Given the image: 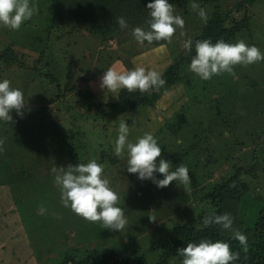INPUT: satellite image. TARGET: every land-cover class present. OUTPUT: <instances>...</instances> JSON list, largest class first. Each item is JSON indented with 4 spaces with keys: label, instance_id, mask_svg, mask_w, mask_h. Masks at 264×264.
Here are the masks:
<instances>
[{
    "label": "rangeland",
    "instance_id": "374dc122",
    "mask_svg": "<svg viewBox=\"0 0 264 264\" xmlns=\"http://www.w3.org/2000/svg\"><path fill=\"white\" fill-rule=\"evenodd\" d=\"M140 1L142 0H124L125 11H136L137 4L139 7H145L139 4L142 3ZM30 2L37 4L36 0ZM193 2L194 0H169L175 8V14L185 21L184 29H177L171 43H138L132 34L133 29H130L134 24L127 15L125 18L127 17L128 27L125 30L113 31V36L104 38L105 40L101 39L96 27L91 31L81 28L79 21L82 19L77 17L75 20L69 19L68 23L72 25L70 28L66 24L67 20L61 17L66 26L56 33L48 34L44 23L43 27L36 24L38 20L44 22L55 11V0H45L37 4L42 7L41 10L38 9L39 15L33 16L32 21H26L19 30L14 31L0 25V50L13 44L26 52L25 58L22 59L29 66L33 65L24 75L19 67L6 69L0 60V81L8 79L13 88L23 91L26 104L24 114L31 111L40 112L38 120L20 123L21 125L14 121H0V140L3 141L0 166L12 161L18 163L10 187L0 186V236L3 235V242L8 248H13L11 252H3L0 255L3 259L0 264H55L62 261L66 252L82 256L92 248L100 252L113 249L118 257L127 258L124 243L130 242V236L132 241H135L134 236L136 237L140 249L147 255V260L155 261L158 258V250L154 248V241L163 238V234H159L157 230L162 229L165 233L175 223H193L196 214L193 204L197 211L202 210L207 204L206 191L234 173L236 168L231 165L235 162L232 159L233 153L229 161L221 154L219 164L214 166L215 149L213 142H210L208 149L212 156H209L206 150L197 153L201 154L197 174L201 175L202 182L198 181L196 191L190 188V191L178 190L176 194L171 195L165 189L158 188L151 180L141 181L137 174L128 173L127 154L124 159L109 158L108 154L114 153L118 135L112 131L118 130L120 121L114 122L116 118L108 121L113 129L109 131V126L106 128L85 106L76 107L74 115L65 111L64 107L75 99L76 89H82L83 92L93 91L96 100H116L111 93H108L105 100V93L99 87L100 77L109 67L131 70L136 66L132 62L133 58H137L140 66L162 73L180 54L186 53L191 57L193 50L187 52L183 47L184 41L193 40L194 36L202 32V26L199 25L203 23L191 9ZM195 2L197 3L196 0ZM212 3L218 6L225 17H229L230 9L234 10V13L230 12L232 18H241L243 13L249 16V27L237 34L230 43L243 40L249 46H257L261 53H264V0H213ZM198 4L204 8V5ZM237 6H240L239 11ZM184 7H187L186 10L191 14L184 13ZM95 16L91 14V17ZM144 17L147 20L150 18L149 9ZM32 24H35L34 27ZM181 31L184 35H181ZM35 57L41 60L33 62ZM189 65L182 66L181 73L199 79L201 97H197L193 90L189 91L184 83L176 82L162 93L156 102L138 107L122 118L131 129V141L135 142L137 137L151 132L161 146L160 158L167 159L172 166L177 160L183 161L182 151L187 148L192 137L198 134V128L193 127L200 126L202 116L214 105L211 103L212 97L216 99L224 94L222 90L215 89L214 77L202 80L189 71ZM234 71L235 76L226 73L228 79L225 82V97L230 96L233 116L238 118V123L231 121L227 129L223 130H226L227 139L234 134V137H242L246 142L240 150L234 151L239 153L240 160H243L245 152L253 158L257 157V171L246 177L244 175V178H247L252 189L251 196L260 198L254 199L249 195L241 198L235 194L225 204L222 214H231L234 218L233 229L243 231L252 226L260 208L264 206V113H261V109H264V61L247 67L238 65ZM46 74L52 78L60 77L62 85H76V88H69L63 96H57L56 86L47 82L48 79L44 77ZM204 85L211 89H204ZM218 87L221 88V85ZM198 98L200 101L196 109L190 107V102L196 103ZM185 102L188 103V109L184 111L189 116V123L178 127L181 107ZM200 107L203 115L200 114ZM192 113L199 115L198 119H195ZM15 114V110L10 113L13 118H21ZM194 120H197L198 124H194ZM205 120L208 127L214 126L213 131L206 136L209 138L220 127L215 125V119H209V116H206ZM210 120L213 121L208 124ZM246 121L251 122V125L250 129H247L248 132L244 133L241 126ZM116 125L118 127L115 128ZM103 128L105 131H101ZM209 157L213 159L211 165ZM91 160H96L104 167V175L110 180L111 188L120 196L118 206L123 209L128 220V225L122 232L102 228L100 223L88 222L61 202L60 189L55 184L51 169L86 164ZM159 174L156 173L157 179H161ZM9 190L13 192L15 200ZM41 207L45 209L43 214ZM9 214L12 215L11 221L6 220ZM153 214L158 217L159 214L163 215L159 219L156 218L155 222H150L148 217ZM160 223L162 225H157ZM0 247L6 248L3 243ZM178 263H181V260H172L168 264Z\"/></svg>",
    "mask_w": 264,
    "mask_h": 264
},
{
    "label": "trees",
    "instance_id": "16d2710c",
    "mask_svg": "<svg viewBox=\"0 0 264 264\" xmlns=\"http://www.w3.org/2000/svg\"><path fill=\"white\" fill-rule=\"evenodd\" d=\"M43 1L45 0H36L38 5ZM196 1L201 5H204V9L208 15V20L207 23L202 21L203 23L199 25L202 26V32L194 36L193 41L209 39L213 43H215L217 40H224L225 42L230 43V41L235 38L237 34L249 27L247 26L249 16L245 15L244 13L241 15V18H232L230 12L234 13V10L230 9L229 17H225L223 15V12L218 9V6L212 3L213 0ZM140 2L142 3L139 4H143L142 6L146 7V4L149 3L150 0H142ZM124 3V0H55V11H53V13L49 17H47L44 22H42V20H38L36 26L43 27L44 23L48 34L56 33L60 29L65 27L66 24L68 28H70L72 25H69V19L75 20V17H77L82 19L79 21L81 28L83 27L85 30L91 31V29H94L96 27V30L100 33L101 39L103 40L104 38L108 39L109 37L113 36V31L117 32L125 30L119 27L117 23V17H123L127 22V17L125 18V16L127 15L131 18V21L134 24V26L130 29L141 27L147 30L148 20L144 17L147 14V8L139 7V5L137 4L135 5L136 11L134 9L125 11ZM183 4H185V2H183ZM205 7H211L212 9H206ZM38 9L41 10L42 7L38 6ZM186 9L187 7H184V13L187 12L188 14H191V12ZM236 9L237 11H239L240 6H237ZM91 14H95L96 16L91 17ZM36 15H39V12H37L34 16ZM89 15L91 18L89 17ZM61 17L67 20L66 24H63V20ZM33 25L35 24H32V27H34ZM120 34L122 35V32H120ZM25 53L26 52L23 49L20 50L13 44H9L0 50V60L5 65L6 69L19 67L20 71H22V73L25 75V72L29 70L28 68L33 66H29L22 59V57L25 58ZM191 55H195L194 48ZM192 56L189 57L186 53H184L175 57L174 61L169 64L168 67L162 72L163 79H165L166 84L159 90V92L151 91L148 93H141L139 91H136L129 93L127 90H121L118 99L106 102L94 99L93 91L88 90L86 92H83L82 89H76V97L75 99L73 98V100L69 104H66V106H64L66 108L65 111L72 112V115H74L75 112L73 111L76 110V107H80L83 105V107L85 106L89 113H93L95 117L99 118L106 128L109 126L108 129L110 131L113 129L111 128V124L108 123V121L116 118L114 122L117 123L118 121H121L126 114H129V112L131 114V111L136 109L137 107L153 104L161 97L162 93L168 90L176 82L184 83L189 91L193 90L197 93V97H201V95L199 94V89L201 87V84L198 81L199 79H197V77L191 78L181 73L182 66L190 64ZM36 57V60L34 59L33 62H39L41 60L40 58ZM46 75L48 77H44L48 79L47 82L55 84L57 96H63L65 93H67L69 88H76V85H72L71 87L67 86L66 84L62 85L59 81L60 77L52 78L51 75ZM213 77V80L215 81V89L217 88L218 90H222L224 94L219 95V98L216 99L212 97L211 103H214V105L209 109L208 113L205 112L203 115L201 112V107L199 108L200 114L203 115L202 118L200 117V126L195 125L193 127V129L198 128V134L194 133L195 135L192 137L191 142L188 143L187 148L182 151L183 161L181 162V159L180 161L177 160V162L172 166L171 170L174 171L181 165L186 166L191 176L190 188L191 190L196 191L198 181L202 182L201 175L198 176L197 174V165H199L201 159L199 156L201 154L197 153L206 150L209 156H212L211 151L208 149L210 142H213V146L215 149L214 166L219 164L221 160L219 156H221V154L229 161L231 160V154L233 153L232 159H234L235 162H233V164L231 165H233V167H235L236 169L230 177L225 178L219 184L215 185L212 189L209 186L210 189L207 190L205 194V201L207 204H205L206 206L202 210L198 209L197 211L193 204V209L196 213L193 223H187L184 221L175 223L169 230H167L168 232L165 233L161 231L162 229L157 230L159 234H163V238L154 241V243H156L154 248L158 250V258L155 261L149 262L146 258L147 255L140 249V243L138 242L136 237L134 236L135 241H132L130 236V242L124 243L125 255L127 254V258L118 257L113 249L105 252H100L98 249L92 248L82 256L74 252H66L63 255L62 261L55 264H168L172 260H182V258L177 255L178 248L185 247L189 242H198L201 239H209L212 241L223 240L225 242H228L234 251H240L241 246L239 242L233 238L232 233L223 231L218 225L203 227L204 217L212 212L222 214L225 208V204L228 203L230 197H232L233 195L237 194L241 198L244 195L251 196L250 193L252 192V189H250L248 181L246 180L247 178H244V175L246 177V175L255 174V172L257 171L256 163L258 160L257 157L253 158L251 155H248L247 152H245L243 160H240L241 156L239 155V153H234V151L236 152L240 150V147L246 144V142L242 139V137H234V134H232L231 138L227 139L228 136L225 135L226 130H223V128L227 129V126L230 125L231 121L234 122L235 120L238 123V118L236 116H233L234 109L232 103H230V96L225 97L227 90L225 82H227L228 79L227 74L223 73L221 75ZM219 85H221L222 89L218 87ZM204 89L211 88H209L208 85H204ZM46 90H48V87L46 88ZM199 101L200 99L198 98L196 103L190 102V107H194V109H196ZM187 102H189V100ZM187 102H185L184 106L181 107V118L178 121V127L179 125H185V123H189V121L187 120L189 116L184 111L188 109ZM261 113H264V109H261ZM192 114L195 119H198L199 115L195 113ZM206 116H209V119H215L214 124H217L220 127V129L218 131L215 130L212 134V137L209 136V138H207L206 136L207 134L211 133L210 131H213L212 128H214V126H207V122L205 120ZM39 118L40 112L31 111L27 114H24L22 118L14 117L13 121L17 124H22L38 120ZM212 121L213 120H210L208 124L212 123ZM192 123L193 122H190V124ZM194 124H198V121L194 120ZM201 124H203V126ZM250 125L251 122L246 121L241 126V128H243L242 131L244 133L248 132L247 129H250ZM116 127L118 126L116 125L115 128ZM180 129H182V127H180ZM58 131L61 132L60 130ZM101 131H105L104 128L101 129ZM112 132L118 134V130H113ZM253 140L254 138H252V141ZM201 145H203V147H201ZM183 147H186V145H183ZM223 150H225V152H223ZM108 155L111 160L112 157H116L114 153L111 152ZM209 159L211 165L213 163V159L212 157H209ZM15 162L17 161L8 162L6 165L0 166L2 168L0 169V186H9V184L12 182L14 174L17 171L16 169L18 167V163ZM159 175L161 179H163V175ZM172 185L173 187H171ZM163 189H165L166 192H169V194L174 195L178 192V190L180 192L183 191L184 187L182 185H179V183L173 181L168 187H165ZM9 191L12 194L13 200H15L13 192L11 190ZM252 198L259 199L260 197L255 196ZM161 215L163 214H159V217ZM159 217L157 216V219H159ZM157 225H162V223ZM245 230L246 228L243 229V231H239L247 237L249 246L247 259H244L245 254L241 252V259L237 262V264H264V206L260 208L259 213L256 215L254 221L252 222V226L246 231ZM4 240L5 238L3 237V235H1L0 245L3 243L6 248L1 249L0 247V255L8 249H11L10 246L8 248L6 243L3 242Z\"/></svg>",
    "mask_w": 264,
    "mask_h": 264
},
{
    "label": "clouds",
    "instance_id": "9594fccd",
    "mask_svg": "<svg viewBox=\"0 0 264 264\" xmlns=\"http://www.w3.org/2000/svg\"><path fill=\"white\" fill-rule=\"evenodd\" d=\"M146 7L149 9L150 17L147 21V30L141 27L132 30L138 43L152 44L160 41L171 43L177 29H184V19L175 14V8L169 0H150ZM191 9L207 23V12L195 0L191 4ZM37 12L38 6L30 0H0V25L14 31L19 30ZM117 23L121 29L128 27L123 17H117ZM181 35H184L183 31ZM183 47L187 52L195 49L189 71L202 80H209L223 73L235 76V66L247 67L264 61V53H261L257 46H249L243 40L233 44L224 40L213 43L209 39L195 41L188 39L184 41ZM132 62L136 66L131 70L109 67L100 77L99 87L105 93V100L108 93L118 99L121 90H127L129 93L159 92L166 84L161 72L140 66L137 58H133ZM25 105L22 90L13 88L8 79L0 81V121L13 123V117L10 115L13 110L22 118ZM130 133L127 121L121 120L114 144V155L124 159L127 154L128 173L137 174L141 181L151 180L158 188L168 187L175 181L184 187L185 192L190 191L191 176L188 168L181 165L172 171L171 162L160 158L161 146L151 132H145L137 137L135 142L129 139ZM2 146L3 141L0 140V151L3 150ZM51 171L65 207H69L88 222L100 223L102 228L124 231L128 220L123 209L118 206L120 196L111 188L110 180L105 177L101 164L91 160L86 164L68 165L66 168L53 167ZM156 173L162 174L163 179H157ZM44 211L45 209L41 207L42 214ZM148 218L150 222H155L157 216L153 214ZM233 223L234 218L229 213L212 212L203 219V227L218 225L223 230L231 231L233 238L241 246L240 251H234L230 244L223 240L201 239L177 249V255L182 258L181 264H237L241 259V252L245 254L244 259H247L249 249L247 237L239 230H234Z\"/></svg>",
    "mask_w": 264,
    "mask_h": 264
},
{
    "label": "crops",
    "instance_id": "0c3cea01",
    "mask_svg": "<svg viewBox=\"0 0 264 264\" xmlns=\"http://www.w3.org/2000/svg\"><path fill=\"white\" fill-rule=\"evenodd\" d=\"M4 219H5V218H4ZM6 220H7V221H11V220H12V215L9 214V215H8V218H7ZM6 228H7V227H6ZM7 230H8V228H7ZM0 237H1V236H0ZM10 250H13V248H11V249L5 251L4 254L11 252ZM8 251H9V252H8ZM2 262H3V259L0 257V263H2Z\"/></svg>",
    "mask_w": 264,
    "mask_h": 264
}]
</instances>
